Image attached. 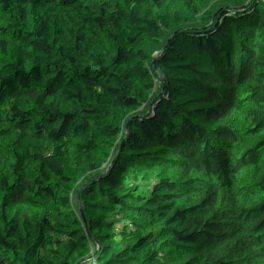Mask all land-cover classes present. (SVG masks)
Instances as JSON below:
<instances>
[{
    "label": "trees",
    "instance_id": "obj_1",
    "mask_svg": "<svg viewBox=\"0 0 264 264\" xmlns=\"http://www.w3.org/2000/svg\"><path fill=\"white\" fill-rule=\"evenodd\" d=\"M0 264H264V0H0Z\"/></svg>",
    "mask_w": 264,
    "mask_h": 264
},
{
    "label": "rangeland",
    "instance_id": "obj_2",
    "mask_svg": "<svg viewBox=\"0 0 264 264\" xmlns=\"http://www.w3.org/2000/svg\"><path fill=\"white\" fill-rule=\"evenodd\" d=\"M85 13H86L85 10H74V11L72 10V12L70 14L71 20L75 21L78 19L86 18L87 16L85 15Z\"/></svg>",
    "mask_w": 264,
    "mask_h": 264
}]
</instances>
